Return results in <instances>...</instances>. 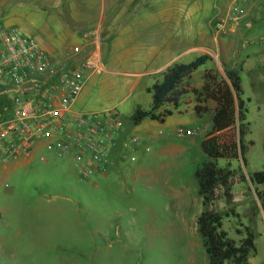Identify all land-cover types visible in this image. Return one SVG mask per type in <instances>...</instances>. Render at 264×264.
Returning a JSON list of instances; mask_svg holds the SVG:
<instances>
[{
	"label": "rangeland",
	"instance_id": "obj_1",
	"mask_svg": "<svg viewBox=\"0 0 264 264\" xmlns=\"http://www.w3.org/2000/svg\"><path fill=\"white\" fill-rule=\"evenodd\" d=\"M45 1L0 0V25L15 26L40 43L47 41L50 33H63L55 28L56 23L47 24ZM71 1L62 0V5H71ZM128 1L88 0L93 2V11L99 4V31L90 29L89 37L82 32L77 38H68L66 44L68 54L76 52L78 46L87 51V57L97 55L100 47L102 67L95 65L86 72L87 81L76 109L102 112L115 107L120 111L124 127L119 156L106 173H93L87 178L80 175L71 155L45 149L30 162L12 167L8 177L0 180V264H211L198 230L204 206L196 171L210 161L201 142L212 129L216 104L209 100L206 104L211 110L190 117V123L177 121V117L186 116H172L169 121L173 125H159L162 132L149 123V118L142 124L134 123L136 102L142 108H151L153 96L136 90L121 102L126 85L109 71L111 54L105 33L110 25L116 30L123 22V9L130 7ZM178 1L196 9V32L206 33L202 42L196 35V43L216 52L220 46L228 56L226 62L222 61L225 56L215 54L217 60L201 65L191 81L203 80L205 71L216 68L217 61L222 74L226 66H235L240 72L250 122L246 139L254 143L246 153L247 165L241 157L231 161L236 172L232 198L220 190L210 208L225 214L224 228L237 242L246 234L245 226L251 228L256 250L250 254V264H264V207L256 191L264 192V183L250 179V173L264 171V0H247V12L236 31L219 34L220 44L208 21L227 8L229 0ZM95 36L100 41L94 39L90 44ZM202 54L196 51L193 60ZM186 97L196 101L193 94ZM181 126L196 127L198 132L179 135L177 128ZM236 133L231 129L224 136L236 138ZM133 136L138 137L137 142H131ZM168 145L172 149L168 150ZM217 163L225 166L228 160L221 158Z\"/></svg>",
	"mask_w": 264,
	"mask_h": 264
},
{
	"label": "built area",
	"instance_id": "obj_2",
	"mask_svg": "<svg viewBox=\"0 0 264 264\" xmlns=\"http://www.w3.org/2000/svg\"><path fill=\"white\" fill-rule=\"evenodd\" d=\"M246 3L229 0L212 19L215 35L235 30L247 12ZM95 65L92 57L74 65L58 62L34 37L15 26H0V174L3 166L31 158L40 146L58 155L74 153L84 178L108 171L110 152L124 125L120 111L74 109L86 72ZM177 132L194 134L198 128L181 126Z\"/></svg>",
	"mask_w": 264,
	"mask_h": 264
},
{
	"label": "crops",
	"instance_id": "obj_3",
	"mask_svg": "<svg viewBox=\"0 0 264 264\" xmlns=\"http://www.w3.org/2000/svg\"><path fill=\"white\" fill-rule=\"evenodd\" d=\"M6 1L9 0H4V2ZM82 1L86 2L87 6H85V3L83 6L78 0L75 2L72 0L71 5L65 6L62 5V0L45 1L48 3V6L45 5V12L48 11L47 24H50V22L56 23L55 28L60 29L63 33L61 32L58 35L50 33L48 39H46L47 41L39 43L58 62L74 65L79 64L88 58L87 51L83 52L81 50L68 54L66 45L67 39L70 37L77 38L82 32H84V36L89 37L90 29H93V31H99L98 25L101 19L99 4L98 8L96 7V10L93 11L90 7L93 2H88V0ZM128 2L130 3L131 8L123 9L125 13L123 22L118 25L116 30H114V25H110L108 27L109 30L106 29L105 31L107 39L109 40L111 54L107 61L110 68L109 71L115 76V78L120 79L126 85V90L124 92L125 97L122 98L121 102L126 101L136 90L150 93L149 88L163 79L164 72L170 66L175 63H188L192 61L196 51L203 54H209L212 56V59H216L215 54H221L226 58L225 60L222 59V61L228 62V56L226 53L222 52L220 46L218 52H216L207 47L204 43H196V35L199 37V41L202 42L206 33L202 30L196 32V9L193 7L184 2L179 4L178 0H171L166 5L159 4L162 0L154 1L153 5H146L149 3V0H129ZM139 4H142L143 6L137 7ZM127 5L128 4H126V6ZM12 19L13 18L10 17V20ZM212 19L213 18L208 21L210 25L212 24ZM236 29L237 27L234 31H236ZM215 37L220 44V40L218 39L219 36L215 35ZM94 39L100 41L99 36H95L90 44ZM90 57L97 60L98 69H101L102 66L100 67L99 65V61L102 65L100 47L98 54ZM217 62L216 68L210 69L220 70L219 61ZM118 74H122L121 77H117ZM193 77L194 73L189 80L190 83L193 86L200 88L203 85V80L193 83L191 81ZM86 81L87 78H85L83 89L85 88ZM79 96L77 101L79 100ZM77 101L74 104V109L76 111H78L76 109ZM195 104L196 101L193 97H186L181 100L177 107L173 104H169L168 106L163 105L160 109L168 107L173 110V113L167 116L163 122L147 117L139 124L144 123L145 120L149 118L151 120L149 123L153 126H158V131L162 132V128L159 127V125L164 127L173 125L174 122L169 120H171V117L176 114L179 116H186L184 118L177 117V121L190 123L193 121L190 117L194 115L199 116L194 110ZM136 105L137 107L140 106L138 102H136ZM104 111L105 110L102 112ZM123 127L119 133L117 143L110 152L111 164L114 163L120 153L119 148ZM189 128H191V126ZM187 135L191 136L193 134L182 136ZM167 148L168 150L172 149L169 145ZM40 149L45 148L40 146L35 150L31 158L23 162L3 166L0 180L4 181L8 177L9 171L12 167L33 160L35 154L38 153ZM178 149L181 150L182 148L179 147ZM67 155H71L70 157L75 161V164L79 166L80 170V165L77 163L74 153H69ZM180 194L181 193H177V195ZM187 201H189V199H187ZM3 239L4 238L1 240Z\"/></svg>",
	"mask_w": 264,
	"mask_h": 264
},
{
	"label": "trees",
	"instance_id": "obj_4",
	"mask_svg": "<svg viewBox=\"0 0 264 264\" xmlns=\"http://www.w3.org/2000/svg\"><path fill=\"white\" fill-rule=\"evenodd\" d=\"M212 56L202 54L188 63H175L165 72L163 79L156 82L149 91L153 96L151 108L137 107L132 115L135 124L149 117L161 122L173 113L171 109H159L165 104L177 107L188 94L195 95L194 110L199 116L209 112L206 104L209 100L215 102L211 116L212 129L202 140L201 146L210 157V161L198 167L196 178L199 184V194L202 196L204 210L198 217V230L202 235L204 245L210 257L211 264H250V254L256 250L254 233L245 226V235L240 242L231 238L224 228L225 214L219 213L210 205L218 198L219 191L232 198V185L236 172L231 168V161L242 158L247 165L246 153L253 140L247 141L250 131L248 121L247 100L243 97V87L240 72L237 67H225V74L217 69H207L203 76V85L191 86L189 79L192 74ZM249 100V98H248ZM234 129L236 138L227 139L225 131ZM227 159L225 166H219L218 159ZM245 178V173H242ZM250 179L256 184L264 183V171L250 173ZM264 207V192L256 189ZM242 233V231H240Z\"/></svg>",
	"mask_w": 264,
	"mask_h": 264
}]
</instances>
